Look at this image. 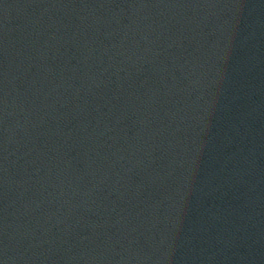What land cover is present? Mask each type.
<instances>
[{
  "label": "water",
  "instance_id": "95a60500",
  "mask_svg": "<svg viewBox=\"0 0 264 264\" xmlns=\"http://www.w3.org/2000/svg\"><path fill=\"white\" fill-rule=\"evenodd\" d=\"M0 264H264V0H0Z\"/></svg>",
  "mask_w": 264,
  "mask_h": 264
}]
</instances>
